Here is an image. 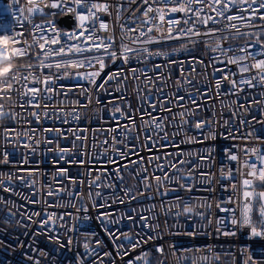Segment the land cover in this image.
<instances>
[{"label":"built area","instance_id":"obj_1","mask_svg":"<svg viewBox=\"0 0 264 264\" xmlns=\"http://www.w3.org/2000/svg\"><path fill=\"white\" fill-rule=\"evenodd\" d=\"M211 2L208 0V4ZM85 3L107 4L109 10H93L99 19L89 18L81 28L78 15H87L88 10L77 7L72 0H68L67 7L73 11L44 8L42 15L28 13L33 6L30 0H0V24L19 33L22 42H32L33 23H44L45 34H52L48 25L51 20L60 41L49 45L53 49L79 44L69 35L95 26L96 36L114 38L111 50L118 55L122 42L154 53H130L127 62L119 58L113 61L105 55L106 66L95 84L77 73L96 71L98 64L94 68H43L36 58L38 48L17 60L18 68L31 63L30 71L36 77L42 80L51 75L54 83L21 80L14 86L17 91L10 94L11 99L0 100L3 110L9 113L0 119V264H144V260L137 259L144 252L149 253L148 264L153 260L157 264H264V236H254L249 226L232 223L234 218L240 219L246 202L243 179L249 169L242 166L243 161L255 162L258 168L262 163L251 149L264 153V84L253 81L255 87L245 84L233 88L231 83L261 71L249 54L264 59V20H255L254 27H241L244 35H240L235 30L225 32L226 21L205 25L192 13L171 12L172 7H178L177 0ZM149 6L163 8L167 14L161 31L153 30L140 39L151 37L158 42L133 44L128 37L138 32L123 33L121 24L146 31L142 14ZM190 7L203 8L202 17L215 16L207 5L193 3ZM228 14H240L239 8ZM63 16L72 18L70 28L59 24ZM168 20L180 21L171 25V36ZM100 22L108 23V31L99 28ZM193 26L201 35L186 32ZM209 29L221 31L203 35ZM225 35L229 38L220 40L221 46L232 49L226 55L211 50L206 43L212 42L214 47L217 38ZM157 52L165 55H155ZM96 55H103V50L68 53L52 57L49 62ZM234 56L248 57L241 63L251 65V71L241 73L238 65L228 63ZM20 71L27 74L29 69ZM65 72L69 75H63ZM116 73H120L119 80L103 83L108 75ZM25 83L41 90L39 107L24 103L28 99L21 95ZM84 104L88 106L82 107ZM116 106L132 117V130L121 127L129 120L120 113L114 118ZM13 113L15 117L11 118ZM77 113L78 120L73 118ZM154 117L160 119L162 130L146 127ZM197 121H209L215 137L208 134L207 126L197 128ZM165 133L167 140L163 138ZM244 149L249 150L247 155ZM120 152L126 155L122 158ZM229 152L237 154L238 160H229ZM229 172L231 178H226ZM207 174H211V183L204 182ZM144 175L149 177L151 188H144ZM165 175L170 179L162 180L163 186L159 187L153 177ZM178 176L182 177L179 181ZM65 189L84 195L73 199ZM128 189L131 191L126 194ZM97 192L100 196L95 195ZM249 200L253 226L260 232L264 223L261 205L255 197ZM186 207L192 211L185 212ZM138 240L140 245L133 247ZM161 245L163 253H158L156 248Z\"/></svg>","mask_w":264,"mask_h":264},{"label":"snow or ice","instance_id":"obj_2","mask_svg":"<svg viewBox=\"0 0 264 264\" xmlns=\"http://www.w3.org/2000/svg\"><path fill=\"white\" fill-rule=\"evenodd\" d=\"M32 2L33 6L28 8V13L29 14H43V9L44 8H52V9H61L63 11H73L72 8L67 7L68 0H39V3H35V0H30ZM130 2H135V0H130ZM164 3H168L169 0H163ZM72 3H74L77 7H83L88 10L87 15H78V19L82 22L80 27L84 28L83 22L88 20L89 18L93 19H99L98 17L95 16V11H104L108 12L109 10V5L107 4H97V3H91L90 5L88 3H85V0H72ZM143 3L147 4L148 0H143ZM178 7H172L170 9L171 12H176V11H181L184 12L185 14L192 13L194 14L197 18H199L200 23L202 24H207L209 21L212 23H220L221 21H226V23L223 24V30L225 32H231L232 30H235L236 33L240 35H244V33L240 32L241 27L247 26V27H254V21L259 19V20H264V0H212L211 4H208V0H177ZM193 3H198V4H204L207 5L208 7L211 8L213 12H215V16H206L202 17L201 13L203 12V8L199 9H193L190 7L191 4ZM243 6V7H241ZM233 8H239V13L240 14H233L229 15L228 13L231 11ZM119 11H120V6H117V13L118 16L117 18L119 19ZM155 12L156 15L150 16V13ZM244 13H247V15H244ZM166 11L163 8H156L154 9L153 7L149 6L147 9L143 12V17L145 18L142 21V24L147 25V29L142 30V29H134V28H125V25L121 24V30L123 33H131V32H138V35L135 37L129 36L128 39L131 41L133 44H139V43H145V44H151L154 42H158L157 40L149 37L147 40H141L140 38L147 35V33L155 31H161L160 25H162L165 21V16H166ZM50 15H56V13H51ZM219 18V19H218ZM159 21V23H157ZM233 21L240 22L238 23H232ZM169 27L167 29V32L169 36H171L172 33V27L171 25L173 24H178L180 21L178 20H168L167 21ZM187 23V21H185ZM49 27L52 29V34H45L44 28L45 25L44 23H33V32L30 33L32 36V42L29 43L27 40H21L20 34L15 32L12 28H10L7 25L0 24V37L6 36L11 39L12 43V49L9 50L4 58L9 61H15L24 58L26 56H29L30 50L32 48H38L40 49V52L36 53V58L39 60V64L43 68H48L51 69L55 67L57 70L61 68H83V67H95L97 64L99 65V68L96 71H91V72H86L83 74L77 73V75L81 76L83 79L88 80L90 83L95 84V79L100 76L101 72L105 68V55L107 57L111 58L113 61H115L117 58L122 59L123 61L127 62L130 59L129 54H147L148 56H152L154 53L148 49V48H143V49H137V48H132L128 44L121 43V52L117 53L115 50H111L113 48L114 44V38L112 36L108 37H98L96 36V28L93 26L91 29H84V31H81L79 33H72L69 35V39H75L79 40V44L75 45H61L60 48L58 49H53L49 45H56L60 43L58 37H59V32L57 31L54 23L49 20L48 21ZM99 28L103 29L104 31H108L109 25L106 22H100ZM87 31L89 34L85 35L84 32ZM182 33L184 30H181ZM221 29H209L208 32L203 33V35H216V33L220 32ZM186 32L190 35L193 36H199L201 33L199 30L195 29V27H190L186 30ZM67 35V34H66ZM83 37V39H81ZM175 38V37H173ZM229 37L227 35L218 37L215 46H212V42H206L209 44V47L213 51H219L222 54H225L228 51H232V49H223L220 43V40H226ZM235 38V37H232ZM124 36L121 37V40L123 41ZM107 41V42H106ZM193 43H196V41H192ZM81 45H84L83 47ZM19 46V47H18ZM48 46V47H46ZM17 49L20 51L17 52ZM93 49L96 50H103V55H96L91 58L85 57L84 59H76V60H69V61H62V62H57L53 64L50 61V58L55 57V56H62L66 55L68 53H83L85 51H92ZM241 51H246V49H241ZM155 55H165L164 53L157 52ZM251 59L255 60V67L256 69L261 70L257 75L255 76H250L247 78H241L238 82L233 80L231 81L233 88H237L240 85H248L249 87H255L256 85L253 84V81H256L257 84H264V59H256L255 54H249ZM248 57H232L231 59L228 60V63L236 64L239 66V70L241 73H248L251 71L252 66L251 65H245L242 64L241 62L245 60ZM27 68L29 71L27 74H22L20 71V68ZM33 67L31 63L28 65H23L21 64L20 67H16L10 75L4 80V83L7 84L9 81L13 83V85H19L21 80L28 82L31 80L33 83H42L44 85H48L50 83H54V80L51 75L49 76H44L43 79H39L36 77L30 70ZM133 73H135V69H133ZM63 75H69V73L65 72ZM120 73L116 74H110L107 76L105 81L103 82L104 84H107L109 81L112 80H119ZM59 78V76L57 77ZM126 79V77H125ZM227 79V77H225ZM98 87H103V84L98 86ZM216 87H220V82L218 81L216 84ZM24 92L21 93V95L28 97L27 100L24 101L25 104H32L33 107H39V102H38V93L41 91L40 89H37L35 87H27V83L24 85ZM117 90H120L119 87ZM13 91H17L15 87H13L12 90L6 91V92H0V100L4 99H11V93ZM45 91L51 92L52 88H46ZM88 90L86 89L85 92ZM46 99H50V97H45ZM180 99H183L181 97ZM88 102L91 103V96H88ZM97 103H99V99L97 98ZM195 102V101H193ZM23 106V105H22ZM87 104L82 105V107H87ZM153 108H155V105H152ZM115 113H120V116L128 119L129 124L128 125H121V127L125 128L126 130L130 131L135 127L134 120L132 117L127 116L119 106H116L113 110V116L115 118ZM35 116L37 119L39 117L37 116L36 113L32 114ZM9 116V113L5 112L3 110V106L0 105V119H3L4 117ZM181 118H183L184 113L180 114ZM15 114H11V118H14ZM74 119L78 120L80 118L79 114H75L73 116ZM184 123H187V121H184ZM195 126L197 128H203L205 126L208 127V134L212 136L213 138L215 137V132L211 128V124L209 121H197L195 123ZM147 128H152V129H160L162 130V124L160 122V119L158 118H153L152 122L146 125ZM51 131V130H50ZM56 131H59L58 129ZM125 136L127 135V131L124 133ZM165 140L168 139L167 134L165 133V136L163 137ZM77 139H81V137H77ZM153 143H156V141H153ZM27 147V145H25ZM61 152L65 151L64 149L60 150ZM107 151V150H105ZM248 149H244L245 155L248 153ZM251 151L254 154L257 155V159L260 160L262 163L260 167H257V164L255 162H249L247 159L243 161V167L249 169V171L245 174V178L243 179V186H244V192H243V197L245 199V203L243 205V212L241 214V217L239 220L233 219L232 223L235 225L237 223L241 224L242 226H249L250 231L252 235L254 236H264V223L261 224V231L258 232L256 227L253 226V222L250 216V211L252 208V204L249 200L250 197H255L258 200H264V191L256 192V185L255 181L258 180L261 182L259 187H264V153H258L257 149H251ZM119 155L123 158L126 154L123 152H120ZM157 159H159L157 157ZM228 159L231 161H237L238 160V155L233 154L231 152L228 153ZM4 162H7V153L4 155ZM115 163V161H113ZM83 163V161H81ZM180 163H184V161H180ZM161 167L162 166H158ZM174 168H176V165H173ZM177 171H179L178 168H176ZM118 171V170H117ZM145 172L147 169L144 170ZM231 172L228 173V176L226 178H231ZM211 174H207L204 176V182L206 183H211ZM248 177H252V179H249ZM182 177H176V180L179 181ZM153 179L157 182V185L159 187H162V180H168L170 177L168 175H165L164 177L160 176H154ZM141 181L144 184V188L148 189L151 188L152 185L149 183V177L147 175H144L141 177ZM95 181H93L94 183ZM185 186V185H182ZM91 188V185L89 186ZM68 195L72 196L73 199H76L77 196L83 197V193H70L68 192L67 189L64 190ZM131 191L130 189L126 190V194ZM208 191H211V188L208 189ZM49 195H52V192L48 193ZM59 194V193H57ZM163 194V193H161ZM96 196H100V193L97 192L95 193ZM92 193L91 191L88 193V198L91 199ZM135 199V197H132ZM208 207L211 208V204H208ZM219 207V205H218ZM221 211H233L231 209H226V208H221ZM185 212H191L192 208L191 207H186L184 209ZM203 215V214H201ZM260 215L264 217V205L260 206ZM225 235H235V232L228 233L225 232ZM155 237H149L148 239H154ZM125 239H129V237H125ZM141 241H136L133 243V247L139 246ZM117 248L122 247V245H117ZM156 251L158 253H163V246H157ZM110 255V254H106ZM149 255L148 252H144L142 256L137 257V259L144 260V264H148V261L146 257ZM159 264H163L162 261L159 262Z\"/></svg>","mask_w":264,"mask_h":264},{"label":"clouds","instance_id":"obj_3","mask_svg":"<svg viewBox=\"0 0 264 264\" xmlns=\"http://www.w3.org/2000/svg\"><path fill=\"white\" fill-rule=\"evenodd\" d=\"M11 39L6 36L0 37V92H6L13 89L14 85L11 81L7 84L4 80L17 67L15 61H9L4 58L5 54L12 49ZM20 50L17 49V52Z\"/></svg>","mask_w":264,"mask_h":264},{"label":"water","instance_id":"obj_4","mask_svg":"<svg viewBox=\"0 0 264 264\" xmlns=\"http://www.w3.org/2000/svg\"><path fill=\"white\" fill-rule=\"evenodd\" d=\"M59 24L64 25L67 28L71 27L72 24V18L70 16H63L59 19ZM259 192L264 191L263 188L259 187ZM260 205H264V200H259Z\"/></svg>","mask_w":264,"mask_h":264},{"label":"rangeland","instance_id":"obj_5","mask_svg":"<svg viewBox=\"0 0 264 264\" xmlns=\"http://www.w3.org/2000/svg\"><path fill=\"white\" fill-rule=\"evenodd\" d=\"M248 40H250V39H248ZM254 183H255L256 186H259V185L261 184L260 181H256V182H254Z\"/></svg>","mask_w":264,"mask_h":264},{"label":"trees","instance_id":"obj_6","mask_svg":"<svg viewBox=\"0 0 264 264\" xmlns=\"http://www.w3.org/2000/svg\"><path fill=\"white\" fill-rule=\"evenodd\" d=\"M263 42H264V37L262 38ZM18 63V62H17ZM264 189V187H262ZM152 264H157V262L155 260L152 261Z\"/></svg>","mask_w":264,"mask_h":264},{"label":"flooded vegetation","instance_id":"obj_7","mask_svg":"<svg viewBox=\"0 0 264 264\" xmlns=\"http://www.w3.org/2000/svg\"><path fill=\"white\" fill-rule=\"evenodd\" d=\"M262 188V187H261Z\"/></svg>","mask_w":264,"mask_h":264}]
</instances>
